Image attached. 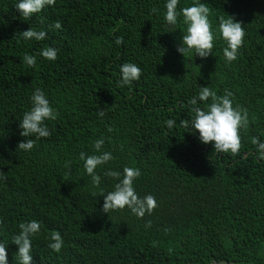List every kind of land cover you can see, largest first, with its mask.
Masks as SVG:
<instances>
[{"label":"trees","instance_id":"16d2710c","mask_svg":"<svg viewBox=\"0 0 264 264\" xmlns=\"http://www.w3.org/2000/svg\"><path fill=\"white\" fill-rule=\"evenodd\" d=\"M17 2L0 0V174L7 177L0 179V238L9 242V264H19L12 237L33 219L42 223L35 264H264V156L251 143L264 141V0H202L214 26L232 15L245 27L231 64L223 41L207 59L180 55L186 26L168 32L166 0H57L27 21ZM193 2L181 0L180 7ZM31 27L47 31V39L25 41L22 32ZM48 46L58 49L57 60L38 57L34 68L23 62ZM126 62L143 75L121 87ZM201 85L218 95L230 90L234 106L247 109L238 155L216 153L182 124L165 126L191 119L189 101ZM37 88L58 118L47 122L52 135L28 153L18 149L26 139L19 125ZM100 138L115 157L101 175L140 168L138 193L158 201L152 215L102 212L103 197L92 195L79 159L82 151L99 154ZM114 183L105 176L103 187ZM56 231L65 240L59 254L48 247Z\"/></svg>","mask_w":264,"mask_h":264},{"label":"clouds","instance_id":"9594fccd","mask_svg":"<svg viewBox=\"0 0 264 264\" xmlns=\"http://www.w3.org/2000/svg\"><path fill=\"white\" fill-rule=\"evenodd\" d=\"M57 0H18L15 8L21 13L24 20L44 12L48 8H55ZM181 0H166L164 15L165 25L169 33L176 32L181 23L186 26L182 38L177 46V52L183 57L194 55L201 59H207L215 54L217 43L223 41L224 59L231 64L238 60L240 49L243 48L246 39V30L242 22H238L232 15L219 18L218 26H214L210 19L212 12L207 3L202 0H194L192 6L180 7ZM158 12V9H154ZM55 29H61V22L54 24ZM25 41L43 42L48 37L45 30L37 31L33 27L22 32ZM123 45L125 41L120 38L116 41ZM216 55V54H215ZM38 57L49 61L58 59V49L48 46L39 50L35 55L26 53L22 60L30 68L37 66ZM120 86H132L134 82L141 80L143 69L134 62H126L120 66ZM203 102L204 106L200 104ZM191 119H185L178 123L176 119L165 121L167 129L172 130L178 124H182L189 131L197 135L198 140L205 144H212L216 153L238 155L242 148V131L249 126L247 109L239 105L234 106V94L225 90L224 95H218L209 86H202L196 95L192 96ZM31 107L23 114L20 120V135L26 138L20 142L18 149L30 153L36 146V141L48 138L52 131L48 126L49 121L58 118V111L42 88H37L30 97ZM100 112V116H104ZM257 152L264 156V141L259 136L252 139ZM105 139L96 140L94 148L99 154L88 155L80 152L79 159L83 161V167L90 178L93 189L92 195L103 197L102 212L111 215L117 211H130L134 216L143 219L146 215H152L158 208V201L154 195L140 196L137 191V182L142 176V170L138 167L125 166L123 172L119 170L105 172L101 175L104 166L115 159L113 153L104 150ZM71 167V161L66 163ZM105 176L112 178L115 183L111 190L103 187ZM7 177L0 174V179ZM4 221L0 219V236L3 235ZM20 231L12 237V244L17 246L14 253L19 264H35L33 240L41 232L42 223L38 220H30L19 225ZM65 240L59 231L54 232L49 240L48 247L59 254L62 252ZM9 242L6 238H0V264H9Z\"/></svg>","mask_w":264,"mask_h":264},{"label":"water","instance_id":"95a60500","mask_svg":"<svg viewBox=\"0 0 264 264\" xmlns=\"http://www.w3.org/2000/svg\"><path fill=\"white\" fill-rule=\"evenodd\" d=\"M212 264H220V263H216V262H215V263H212ZM225 264H227V263H225Z\"/></svg>","mask_w":264,"mask_h":264}]
</instances>
